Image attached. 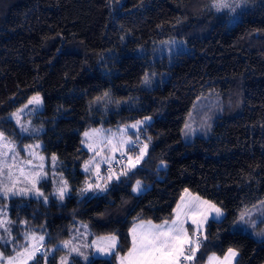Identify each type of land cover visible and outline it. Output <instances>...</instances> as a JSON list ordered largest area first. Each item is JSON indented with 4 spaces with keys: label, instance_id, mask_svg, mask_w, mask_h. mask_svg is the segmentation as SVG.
I'll use <instances>...</instances> for the list:
<instances>
[{
    "label": "trees",
    "instance_id": "16d2710c",
    "mask_svg": "<svg viewBox=\"0 0 264 264\" xmlns=\"http://www.w3.org/2000/svg\"><path fill=\"white\" fill-rule=\"evenodd\" d=\"M214 1L0 0V132L7 138L36 137L80 186L89 158L85 129L151 118L139 133L150 138L144 159L106 191L78 196L72 186L63 201L0 200L13 221V242L0 243L5 257L34 232L44 235L43 250L53 251L29 264H57V245L83 228L86 242L115 235L123 255L133 223L170 220L188 189L224 211L205 226L193 264L230 247L238 252L234 264H264V237L232 228L239 212L264 202V0H247L234 13L217 12ZM169 41L180 49L158 58V44ZM151 73V85L143 86ZM35 93L41 130L21 135L6 116ZM186 124L203 135L184 141ZM135 181L143 187L137 194L130 190ZM83 254L87 261L72 254L69 264H115L117 257L93 256L88 246Z\"/></svg>",
    "mask_w": 264,
    "mask_h": 264
},
{
    "label": "snow or ice",
    "instance_id": "6c2138e0",
    "mask_svg": "<svg viewBox=\"0 0 264 264\" xmlns=\"http://www.w3.org/2000/svg\"><path fill=\"white\" fill-rule=\"evenodd\" d=\"M246 3L247 0H231V2L230 0H216L213 7L217 12L228 9L230 12L234 13L238 8L242 9ZM240 14L242 15L243 12ZM151 83V79L145 74L143 84L148 87ZM105 95H107V93ZM40 104L41 98L39 96H34L28 101V105L38 106ZM28 105H25V107H28ZM22 111L23 109H20L17 113H13L12 116L16 119V123L21 128V131L28 132L29 129L21 123L19 118V112ZM150 119V117H145L143 120H136L134 123L122 127L119 137L112 134L110 136H105L100 141V143H106L111 146L113 156L104 157L102 161L95 163L97 180L94 183L86 180L84 186L81 187L79 191L80 195H84L88 192L106 191L107 185L113 179L119 180L121 176H127L129 171L134 169L137 164L144 159V156L147 154L150 138L148 142L142 141L139 133ZM185 126L188 127L187 124ZM129 128L136 131L135 140H133L128 133ZM32 131L35 132L37 130L33 129ZM101 131L100 129H92L90 132L84 133L85 138L92 141L86 144L89 151H94L93 145L95 141H93V137L99 136ZM83 142L84 141H82V143ZM27 147L39 148L40 145H28ZM137 147H139V152L135 156L131 155ZM9 152L12 153V159L15 161L17 153L15 152L14 144L7 140L3 132H0V196H3L5 200L16 196L28 197L30 195H35L36 197H43L44 193L41 192L38 187L41 179L46 176L43 163L33 165L32 161L28 160L26 162L28 167L20 166V175L16 176L12 169L17 167V164L15 162L12 164L8 163ZM116 152H119L121 157L127 156V166L120 171H116L112 166ZM101 155L102 152H95V156ZM32 156L41 161L44 160L43 156L37 157L36 153H32ZM95 156L92 160L85 162L83 170L86 173L90 171L89 165L95 161ZM51 159L55 162L57 157L53 155ZM101 162L109 165L107 176H102L100 174ZM21 163L23 164L24 162ZM115 163L123 164L124 162L122 160H116ZM33 168L37 170L33 171ZM5 176L7 177V182L4 180ZM21 178H23V180ZM101 181H103V183H101ZM22 182H26L30 187H18ZM60 183L62 186L58 188L56 195L59 200L63 201L70 189L68 181L64 180L62 176ZM132 191L135 193L143 191L140 181H136ZM47 202V197H44V203ZM6 207L7 206H5V209L0 210V217H2L0 218V230L6 234V238L4 235H0V243H9L14 240L12 229L9 227L13 221L7 218ZM173 212L174 216L171 222L164 221L160 225H152L151 221H148L147 226L143 223L134 225V227L130 229L132 246L126 255L121 256L116 251L117 238L115 235L108 237L104 244L93 242L90 247H94L96 252L101 255L111 256L116 254L118 257V264H193L197 258V252L202 246V239H207V236L204 234L205 226L210 219L213 221H220L224 216V211L212 201L202 199L199 195H193L188 189H185L184 194L181 195L180 201L177 203ZM261 215L264 216V212H262ZM250 217V210L242 211L237 224L255 228L257 226V221ZM189 220L195 226L191 234L188 228L185 227V224ZM259 223H264V219H260ZM242 230H246V228ZM257 234L264 236V232ZM44 241V235L26 232L24 234L23 244L14 243L13 251L15 255L5 257L4 253L0 252V261H2L3 264H29L30 261L36 260L37 254L43 255L45 261H47V254L52 252L53 249L42 251L45 247ZM63 247L68 250V254L61 257L60 264H69V257L72 254L80 255L84 260H88V256L84 255L78 247L74 246L72 241H64ZM237 256L238 252L233 248H229L222 259L215 254L210 255L207 264H233Z\"/></svg>",
    "mask_w": 264,
    "mask_h": 264
},
{
    "label": "rangeland",
    "instance_id": "374dc122",
    "mask_svg": "<svg viewBox=\"0 0 264 264\" xmlns=\"http://www.w3.org/2000/svg\"><path fill=\"white\" fill-rule=\"evenodd\" d=\"M230 2H231V0H230ZM215 3H216V0L214 1L213 5ZM226 10H228V9H226ZM230 13H232V12H230ZM178 44H179L178 42L176 43V42H172V41H169L167 43L158 44V48L155 51L157 53L156 56L158 58H160L161 56H168L172 51L174 52V51L180 49ZM148 76H149V78L152 81V78H153L152 73H151V75H148ZM142 85L145 86L143 84V81H142ZM34 96H39L40 97V95L37 94V93L30 95L23 103H21L18 107H16L11 112H9L7 114V116H6L9 120H11L14 123V125L18 129L19 134H21V135H36L41 130L40 124L36 120V117L38 116V113L41 111L42 104H40L38 106L37 105H28V101ZM25 105H28V107H25ZM20 109H23L22 112H19L20 121H21V123L23 125H25L29 129L28 132H22L21 128L16 123V119L12 116L13 113H17ZM132 123H134V122H132ZM132 123H130V124H132ZM126 125H129V124H126ZM126 125H123V126L117 128V129H114V130L113 129H109V128L106 129V128H103V127H98V128L89 127V128L85 129L81 133V140L84 141L82 144L87 149V151L89 152L88 161L93 159V157L95 156V152H102V155L101 156H95V161L91 165H89L90 171L87 172V176L85 177V181L87 180V181L93 182V183L96 182L97 176H96L95 163L102 161V159L104 157L113 156V153L111 151V146L107 145L106 143H100V141L105 136H110L112 134H115V136L119 137L120 129L122 127L126 126ZM33 129H35L37 131L33 132L32 131ZM92 129H100L102 131H101V134L99 136L93 137V141H95V143L93 145L94 146V151H89V148L86 146V144L90 143L92 141H89L87 138H85L84 133L85 132H90ZM130 131L134 132L133 135H131V138L133 140H135L136 131L134 129L129 128L128 129V133ZM181 131H182L181 132V136H182V139L184 141H189L195 135H203V134H198V133H201V129L196 124H193L191 127H188V128L184 125ZM7 140L14 144L15 152L17 153L15 161H13V159H12V153L11 152H9V156H8V163L9 164H12L14 162L17 164V167L12 169V171L14 172V174L16 176L20 175V173H19V167L20 166H24L26 168L28 167L27 164H26V162L28 160H31L33 165H39L41 163H43V165H44V172L46 173V176H45V178L41 179V181L44 180L46 182L47 186L45 188H43L40 184H38V187H39L40 191L44 193V196L43 197H36L35 195H30L28 197L39 198V199H41L43 201H44V197H47V199L50 198V197L58 199V197L56 195V192H57L58 188L62 186L61 183H60L61 176L63 177L64 180L68 181L69 189L70 190L72 189L73 185L70 183L71 182L70 179H67L65 177V175L60 171V169H58V165H59L58 161L56 160L55 162H53L52 159H51V157L53 155H44L43 151H41V141L39 139H37L36 137L32 136L30 141H25V142L22 141L19 138L15 139L14 141L9 139V138H7ZM28 145H33V146L40 145V147L39 148H36V147L28 148L27 147ZM138 152H139V147H137L135 149V151L131 153V155L135 156ZM32 153H36L37 157L38 156H43L44 160L41 161L38 158H34L32 156ZM116 160H122L124 163L123 164H116L115 163ZM21 162H24V163L22 164ZM127 163H128L127 156L121 157L119 152L115 153L114 160L112 162V166H113V168L116 171H120L122 168L126 167ZM108 168H109V165L107 163H102L101 162L100 163V174L102 176H107L108 175ZM83 169H84V166L82 167V170ZM32 170L35 171L37 169L33 168ZM21 179L23 180V178H21ZM4 180H5V182H7V177L6 176H5ZM113 180H115V179H113ZM85 181H83V183L80 186L79 185H74L73 186V192H75V194H77L78 196H81L79 194V191H80L81 187L84 186V182ZM101 183H103V181H101ZM135 183H136V181L132 184L131 189H130L133 194H137V193L132 191V188L135 185ZM18 187H30V185L27 184L26 182H22V183H20L18 185ZM100 193H102V192H88V193H85L84 195H92V194H100ZM182 194H184V191L180 194L179 199L177 200L173 210L176 208L177 203L180 201V197H181ZM193 195H195V194H193ZM0 200H5V199L3 198V196H0ZM260 204H262V203L260 202L255 208L246 209V210H250L251 211V217L250 218L257 221V226L255 228H252V227L247 226V225H239V224H237L238 218H239L240 213L242 211L237 214V216H236V218H235V220H234V222L232 224V228L233 229H238V230H240L242 232H245V233L249 234L251 237H253L255 239H259V238L264 237V236H261V235L257 234V233L264 232V223H259V220L260 219H264V216L261 215V212L257 211V207ZM3 209H5V205L2 204V206H1V204H0V210H3ZM243 211H245V210H243ZM253 213H255V214L253 215ZM173 216H174V212H172L171 219L168 220L169 222H171ZM0 218H2V217H0ZM141 223H143L145 226H147V222H145V221H137V222L133 223V225L130 227V229H132L134 227V225H138V224H141ZM151 223H152V225H160V224H162V223H157L156 224V223H153V222H151ZM185 227L188 228L190 234L192 233V231L195 228V226L191 223L190 220L185 224ZM244 228H246V230H242ZM130 229H129L130 246H129L128 250L123 255H126L128 253V251H129V249L132 246V238H131V235H130ZM28 233H33V232H28ZM0 235H4L5 238H6V234H4L2 230H0ZM37 235H39V234H37ZM110 236H112V235L98 236V237H94L92 240H90V242H86V240H85L86 239V231L83 228V229L80 230L79 234L76 235V237L70 238V240H65V241H72L73 245L78 247L79 250L82 253L84 251V247L88 246L91 249V253H92L93 256L106 257L105 255H101L100 253L96 252L95 248L94 247H90V245H92L93 242H96L97 244H104L106 242V239L108 237H110ZM23 242H24V237H23ZM63 242H61V243H59L57 245L62 250L58 254L57 264H60L61 257H63V256L68 254V250L63 247ZM230 248H232V247H230ZM48 249H53V247H50ZM228 249L225 251V253L222 256H217V255L216 256L220 257L222 259L224 257V255L227 253ZM42 251H44V250L42 249ZM13 255H15V253ZM73 255H76V254H73ZM123 255H121V256H123ZM210 255H213V254H210ZM210 255H208L206 257V259L204 260V262L202 264H207V260H208V257ZM42 259L43 260L45 259L43 255H42ZM0 264H3V262L0 261ZM115 264H118V257H116ZM233 264H234V262H233Z\"/></svg>",
    "mask_w": 264,
    "mask_h": 264
}]
</instances>
